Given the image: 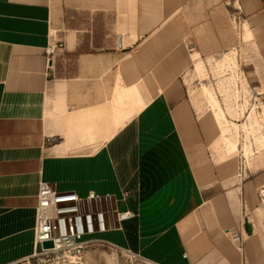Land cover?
Segmentation results:
<instances>
[{
  "label": "crops",
  "instance_id": "1",
  "mask_svg": "<svg viewBox=\"0 0 264 264\" xmlns=\"http://www.w3.org/2000/svg\"><path fill=\"white\" fill-rule=\"evenodd\" d=\"M262 46L264 0H0V264L38 250L45 182L112 196L83 264H124L106 243L156 264H264V148L231 151L188 84L194 62Z\"/></svg>",
  "mask_w": 264,
  "mask_h": 264
},
{
  "label": "built area",
  "instance_id": "2",
  "mask_svg": "<svg viewBox=\"0 0 264 264\" xmlns=\"http://www.w3.org/2000/svg\"><path fill=\"white\" fill-rule=\"evenodd\" d=\"M63 50L62 42L46 49L48 68L52 67ZM245 161L243 157L242 175ZM111 198V195H98L93 191L81 197L76 193L58 191L54 183H41L35 225V244L38 250L30 258L9 264H83L87 250L96 243L90 238L111 229L112 219L102 210ZM115 212L119 223L136 217L132 211ZM234 240L239 241L240 238L234 237ZM45 242H52L53 248L44 249ZM106 244L120 253L124 264H156L130 249Z\"/></svg>",
  "mask_w": 264,
  "mask_h": 264
},
{
  "label": "rangeland",
  "instance_id": "3",
  "mask_svg": "<svg viewBox=\"0 0 264 264\" xmlns=\"http://www.w3.org/2000/svg\"><path fill=\"white\" fill-rule=\"evenodd\" d=\"M249 54L257 60L244 62L238 51L232 50L222 58L194 62L196 67L192 66L194 71L188 78L189 85L198 84L206 96L218 101L225 114L226 120L221 122L228 129L224 137L230 150L235 151L230 142H241L246 157L264 148V46L251 49ZM213 113L216 117V111ZM227 115L238 122H229ZM218 125L222 132V125Z\"/></svg>",
  "mask_w": 264,
  "mask_h": 264
},
{
  "label": "bare ground",
  "instance_id": "4",
  "mask_svg": "<svg viewBox=\"0 0 264 264\" xmlns=\"http://www.w3.org/2000/svg\"><path fill=\"white\" fill-rule=\"evenodd\" d=\"M207 93H208V92H207ZM208 96H209V95H208ZM209 97H211V103H212L213 109H214V111H216V118L218 119V122H219L221 125H223V123H222L221 121L226 120V119H225V114H224L222 108L220 107L218 101H217L213 96H211V95H210ZM217 111H218V112H217ZM223 130H224V133L227 134L228 129H227V128H224ZM227 140H228V139H227ZM230 145H231V148H232L233 150L236 151V150L238 149V143H234V144H232V143L230 142ZM253 153H254V152H253ZM247 158H248V157H247Z\"/></svg>",
  "mask_w": 264,
  "mask_h": 264
},
{
  "label": "water",
  "instance_id": "5",
  "mask_svg": "<svg viewBox=\"0 0 264 264\" xmlns=\"http://www.w3.org/2000/svg\"><path fill=\"white\" fill-rule=\"evenodd\" d=\"M43 248H44V249L53 248V243H52V242H45V243L43 244Z\"/></svg>",
  "mask_w": 264,
  "mask_h": 264
}]
</instances>
